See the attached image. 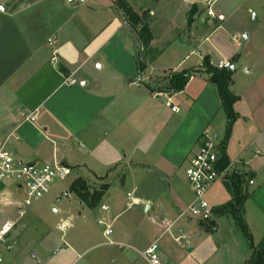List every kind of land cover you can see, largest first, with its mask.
Here are the masks:
<instances>
[{"label":"crops","instance_id":"crops-1","mask_svg":"<svg viewBox=\"0 0 264 264\" xmlns=\"http://www.w3.org/2000/svg\"><path fill=\"white\" fill-rule=\"evenodd\" d=\"M120 1L139 14L135 26L118 0H0V148L26 163L71 170L19 221L18 246L2 254L3 264H150L143 253L154 243L166 264H245L251 252L239 249L229 216L188 217L165 232V222L193 202L184 166L204 132L222 145L227 117L204 72L181 92L160 89L172 73L200 69L205 57L212 65L232 63L230 90L239 100L226 157L230 173L254 175L244 217L259 244L264 46L255 42L264 40V22L255 17L245 30L252 13L245 0ZM144 25L152 38L147 48L134 30ZM77 180L105 190L95 208L70 189ZM23 197L0 181V227L18 220ZM231 199L224 180L206 195L213 210ZM99 220L111 226L110 236ZM180 235L189 245L176 241Z\"/></svg>","mask_w":264,"mask_h":264},{"label":"built area","instance_id":"built-area-1","mask_svg":"<svg viewBox=\"0 0 264 264\" xmlns=\"http://www.w3.org/2000/svg\"><path fill=\"white\" fill-rule=\"evenodd\" d=\"M68 1L69 3L73 2V0ZM204 1L208 6L213 3V0ZM209 15L213 16V13L209 12ZM56 54L57 51H54V57L52 58L53 62L57 61L55 57ZM213 66L220 70L224 69L228 71H231L233 68L230 61L219 62ZM75 83L76 81H70V84ZM25 120L34 122L35 117L29 116ZM220 156L221 145L209 132H204L198 151L190 158L185 172L186 181L193 192V202L177 220L165 222L164 229L166 233L172 232L181 219L191 217L198 220H208L212 217L213 209L209 206L206 195L218 181L224 180L230 173V165L224 170L220 169ZM70 174V168L61 164L26 163L16 159L4 147L0 148V181L15 184L24 194L22 202L17 209L18 220L7 221L0 227V249L2 252L0 253V264L4 263L2 257L3 253H12L17 248L19 243L16 235L17 226L19 221L27 215L28 208H30L34 202L48 195L52 186L57 181L65 180ZM134 205L135 202L131 199V203L128 207L130 208ZM101 210L109 212V207L102 206ZM98 224L106 228V236L112 234L111 226L107 225L104 220H99ZM67 227V225L61 224L58 229L64 232ZM176 241L189 245V241L184 235L178 236ZM143 257L150 264H166L160 258L159 246L157 243L148 247L144 251Z\"/></svg>","mask_w":264,"mask_h":264},{"label":"trees","instance_id":"trees-1","mask_svg":"<svg viewBox=\"0 0 264 264\" xmlns=\"http://www.w3.org/2000/svg\"><path fill=\"white\" fill-rule=\"evenodd\" d=\"M126 13L129 20L135 26V24H137L139 21L138 18L135 17L131 9L126 11ZM136 29L137 28L134 27V30L137 32V35L142 41L144 48H147L152 39L148 26L144 25L139 31ZM232 60L234 62H238L239 56H234ZM139 69L142 71L143 67L139 65ZM198 72L206 73L209 76V82L218 89L222 108L227 117L226 135L224 142L221 145V156L219 161L220 169L224 170L230 165L226 157V146L227 141L232 134L233 126L237 120V115L234 111V105L239 100V98L235 96L230 90L233 71L224 69L220 70L212 65L209 57H205L200 69L172 73L167 86L160 89V92L178 93L183 91L190 79ZM253 178L254 175L243 172L233 171L232 173H229L225 177L224 183L232 199L227 204L214 209L213 214L215 217H231L236 227L243 233L251 250L250 258L245 264H264V239L259 244H255L254 237L244 217V206L249 198L248 189ZM70 189L80 198L83 203H85L90 208H95L99 204L102 197L104 196L105 191L101 190L98 192H91L88 189L86 183L82 180H77L71 185Z\"/></svg>","mask_w":264,"mask_h":264},{"label":"rangeland","instance_id":"rangeland-1","mask_svg":"<svg viewBox=\"0 0 264 264\" xmlns=\"http://www.w3.org/2000/svg\"><path fill=\"white\" fill-rule=\"evenodd\" d=\"M119 1V3L121 2L120 0H118ZM245 5L247 6V8H251L252 9V13H251V16H250V18H249V21L247 22V27L245 28V30H247L248 31V27H253V23H255V17H257V21L256 22H258V21H262V22H264V0H245ZM120 6L122 7V15L126 18V19H128V15H127V13H126V11H128L129 9H131V7L128 5V4H126V3H123V2H121L120 3ZM132 10V9H131ZM134 15H135V17L136 18H140V16H139V14L137 15L135 12L133 13ZM249 32V31H248ZM263 34H264V32H263ZM259 42L257 43V41L255 42V44H256V46L258 47H261V46H264V40L263 39H260V40H258ZM254 43V42H253ZM261 43V44H260ZM255 44H253V45H255ZM260 44V45H259ZM253 45L252 46H250V48H252L253 47ZM186 169H187V167H186V165L184 166V170L186 171ZM56 183H60V181H57ZM55 183V184H56ZM87 187H88V185H87ZM99 187V186H98ZM127 188H128V186H127ZM88 189L90 190V188L88 187ZM96 189H92L91 188V192H96L95 191ZM99 191L100 190H102L101 189V186H100V188L98 189ZM23 193V192H22ZM38 202H34L33 204H32V206L30 207V208H28V211L32 208V207H34L36 204H37ZM100 203V202H99ZM139 209H141V208H139ZM211 219V218H210ZM38 228V227H37ZM33 231H37L36 229H34ZM235 237L236 238H239L240 239V243L238 242V244H241L240 246H239V249L241 248L242 249V247H243V249L246 251H248L249 253L251 252V250H250V247H249V245H248V243H247V241H246V238L244 237V235H243V233L236 227V230H235ZM4 254H6V253H4Z\"/></svg>","mask_w":264,"mask_h":264},{"label":"water","instance_id":"water-1","mask_svg":"<svg viewBox=\"0 0 264 264\" xmlns=\"http://www.w3.org/2000/svg\"><path fill=\"white\" fill-rule=\"evenodd\" d=\"M196 1H200V0H196Z\"/></svg>","mask_w":264,"mask_h":264}]
</instances>
